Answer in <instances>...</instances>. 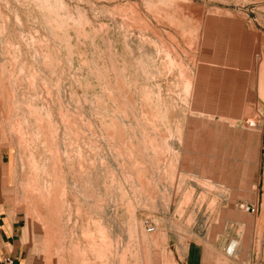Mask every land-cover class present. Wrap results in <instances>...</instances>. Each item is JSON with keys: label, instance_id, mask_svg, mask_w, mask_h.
<instances>
[{"label": "rangeland", "instance_id": "obj_1", "mask_svg": "<svg viewBox=\"0 0 264 264\" xmlns=\"http://www.w3.org/2000/svg\"><path fill=\"white\" fill-rule=\"evenodd\" d=\"M0 200L37 264H264V0H0Z\"/></svg>", "mask_w": 264, "mask_h": 264}, {"label": "crops", "instance_id": "obj_2", "mask_svg": "<svg viewBox=\"0 0 264 264\" xmlns=\"http://www.w3.org/2000/svg\"><path fill=\"white\" fill-rule=\"evenodd\" d=\"M23 226L21 218L11 215L3 200H0V254L11 257L14 264H37L28 256L25 244L22 242ZM181 249V251L179 250ZM174 261L165 264H254L259 263L258 249L255 245L248 248H239L234 252L229 247L222 249L220 246L188 245L176 246L173 250ZM184 254L180 257L178 254ZM151 264H162L151 262Z\"/></svg>", "mask_w": 264, "mask_h": 264}, {"label": "built area", "instance_id": "obj_3", "mask_svg": "<svg viewBox=\"0 0 264 264\" xmlns=\"http://www.w3.org/2000/svg\"><path fill=\"white\" fill-rule=\"evenodd\" d=\"M0 264H14V260L11 257L0 254Z\"/></svg>", "mask_w": 264, "mask_h": 264}, {"label": "water", "instance_id": "obj_4", "mask_svg": "<svg viewBox=\"0 0 264 264\" xmlns=\"http://www.w3.org/2000/svg\"><path fill=\"white\" fill-rule=\"evenodd\" d=\"M225 242H226V240H225ZM233 245H232V242L230 243V245H229V251H232L233 250Z\"/></svg>", "mask_w": 264, "mask_h": 264}]
</instances>
